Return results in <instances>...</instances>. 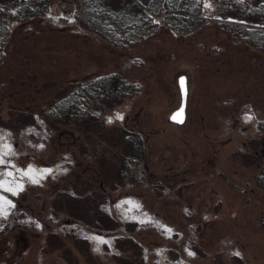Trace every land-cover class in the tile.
Wrapping results in <instances>:
<instances>
[{
  "label": "rangeland",
  "instance_id": "1",
  "mask_svg": "<svg viewBox=\"0 0 264 264\" xmlns=\"http://www.w3.org/2000/svg\"><path fill=\"white\" fill-rule=\"evenodd\" d=\"M74 9L53 0L9 24L0 197L10 204L0 200V264H264V50L214 18V0H202L204 26L160 24L127 44L82 25ZM110 71L140 89L111 96L110 107L93 104L82 126L43 113L71 83ZM180 74L183 123L169 118ZM125 132L143 139V156ZM200 136L213 142L215 163L181 178L188 141Z\"/></svg>",
  "mask_w": 264,
  "mask_h": 264
},
{
  "label": "trees",
  "instance_id": "2",
  "mask_svg": "<svg viewBox=\"0 0 264 264\" xmlns=\"http://www.w3.org/2000/svg\"><path fill=\"white\" fill-rule=\"evenodd\" d=\"M51 1L0 0V62L10 33L9 24L45 13ZM72 1L74 16L82 25L116 44L144 40L160 24L180 31L194 30L206 24V15L201 12L202 0H121L118 6L107 0ZM214 14L232 17V21H224L229 24L228 30L233 31L235 37L245 38L264 50V8L259 4L247 0H214ZM256 38H261L262 43ZM139 89L140 84L128 81L117 71H110L71 83L64 94L43 109V113L54 120L82 126L87 124L93 104L110 107L111 96L118 93L132 95ZM259 123L264 126L263 121ZM124 135L132 154L143 156V139L131 133ZM188 142L192 160L180 171L181 178L204 170L207 165L213 167L216 160L214 144L206 136H200L195 143ZM257 183L264 187V165L259 170Z\"/></svg>",
  "mask_w": 264,
  "mask_h": 264
},
{
  "label": "water",
  "instance_id": "3",
  "mask_svg": "<svg viewBox=\"0 0 264 264\" xmlns=\"http://www.w3.org/2000/svg\"><path fill=\"white\" fill-rule=\"evenodd\" d=\"M214 18H217V19H222V20H233L232 17L230 16H227V15H219V14H215L214 15ZM181 78H183V81H184V85H183V88L186 90V95L185 93L182 91V85H181ZM178 85H179V90H180V96H181V100H180V104L177 108H175L171 113H170V120L171 117L173 116L174 113H177L178 110L181 109V107L183 106V113H182V121L184 122L185 118H186V103H187V96H188V84H187V77L185 74H180L178 76ZM174 121V120H172ZM176 122V121H174ZM182 122V123H183ZM177 123H180V122H177Z\"/></svg>",
  "mask_w": 264,
  "mask_h": 264
},
{
  "label": "snow or ice",
  "instance_id": "4",
  "mask_svg": "<svg viewBox=\"0 0 264 264\" xmlns=\"http://www.w3.org/2000/svg\"><path fill=\"white\" fill-rule=\"evenodd\" d=\"M206 6H207V5H206ZM181 85H182V91H183V92L185 93V95H186V90L183 88V85H184L183 78H181ZM182 113H183V106L181 107L180 110H178L177 113H174V114H173V116L171 117V119L174 120V121H176V122H180V123H182V122H183V121H182V118H181V117H182ZM117 118H118V119H123V117H122V116H119V115L117 116ZM249 118H250V117H249ZM4 163H5V161H4L3 159H0V164H4ZM31 171H32V170L30 169L28 172H25L24 175H25V176L29 175ZM8 175L11 176L12 173L9 172ZM33 182H38V181H37V180H33ZM0 188H5V184H4V183H0ZM5 190L10 191V192L13 191L12 188H6ZM0 200H2L3 203H4L5 205L10 204V201L4 200L2 197H0ZM0 211H3V209L0 208ZM4 214L6 215V212H5ZM169 231H170V230H169ZM190 254H191V253H190ZM237 255H238V253H237Z\"/></svg>",
  "mask_w": 264,
  "mask_h": 264
}]
</instances>
